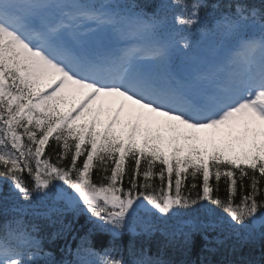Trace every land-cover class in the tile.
<instances>
[{
	"label": "snow or ice",
	"instance_id": "obj_1",
	"mask_svg": "<svg viewBox=\"0 0 264 264\" xmlns=\"http://www.w3.org/2000/svg\"><path fill=\"white\" fill-rule=\"evenodd\" d=\"M207 7L0 0V180L21 217L55 191L108 233L102 251L82 240L87 264H129L115 241L141 212L166 219L207 201L223 215L203 226L233 230L264 214V11L237 3L193 33ZM220 30L235 40L221 68L172 71L174 51ZM5 229L0 264H36V225Z\"/></svg>",
	"mask_w": 264,
	"mask_h": 264
},
{
	"label": "trees",
	"instance_id": "obj_2",
	"mask_svg": "<svg viewBox=\"0 0 264 264\" xmlns=\"http://www.w3.org/2000/svg\"><path fill=\"white\" fill-rule=\"evenodd\" d=\"M122 2L145 13H153L162 0ZM205 3L208 7L201 10V23L194 29L211 28L221 13L234 12L237 3L264 11V0H205ZM8 197L9 185L0 180V235L5 234V225L14 217L22 218L29 231L33 224L36 225L33 235L40 241L42 249L36 264H87L95 261V257L84 252L77 256V248L83 239L88 241L85 247L90 244L97 251L110 246L112 237L95 229L85 214L63 207L62 200L55 199V191L43 203L33 198L22 217L13 210L14 201ZM19 203L25 202L20 200ZM53 207L59 211L50 212ZM140 214L133 225L134 230L130 228L131 221L115 241L129 264L142 253L161 264H264V214L258 213L255 221H246V227L237 226L235 230L237 233L241 231L240 235L234 234L227 224L212 228L203 226L210 219L223 215L219 208L207 201L166 219L154 212ZM11 227L15 229L17 225L13 223Z\"/></svg>",
	"mask_w": 264,
	"mask_h": 264
},
{
	"label": "rangeland",
	"instance_id": "obj_3",
	"mask_svg": "<svg viewBox=\"0 0 264 264\" xmlns=\"http://www.w3.org/2000/svg\"><path fill=\"white\" fill-rule=\"evenodd\" d=\"M191 39L194 42L191 50H177L172 54L171 69L175 73L173 68H178V73L175 74L183 77L197 72L218 70L226 60H222L221 57L226 54L230 55L228 51L234 43V39L225 36L223 30L207 32L202 36L196 35L195 38L193 35ZM192 56L197 57L195 63L189 59ZM210 60L213 62L212 64H209Z\"/></svg>",
	"mask_w": 264,
	"mask_h": 264
}]
</instances>
